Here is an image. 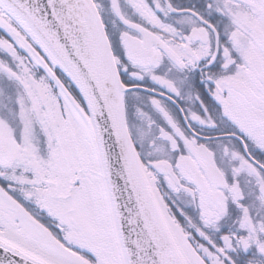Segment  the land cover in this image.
Listing matches in <instances>:
<instances>
[{
	"label": "snow or ice",
	"instance_id": "1",
	"mask_svg": "<svg viewBox=\"0 0 264 264\" xmlns=\"http://www.w3.org/2000/svg\"><path fill=\"white\" fill-rule=\"evenodd\" d=\"M0 264H264V0H0Z\"/></svg>",
	"mask_w": 264,
	"mask_h": 264
}]
</instances>
